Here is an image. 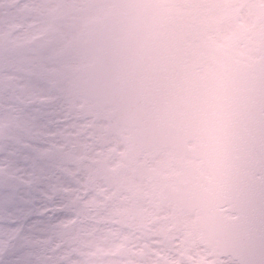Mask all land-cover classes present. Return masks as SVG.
<instances>
[{
  "label": "rangeland",
  "instance_id": "374dc122",
  "mask_svg": "<svg viewBox=\"0 0 264 264\" xmlns=\"http://www.w3.org/2000/svg\"><path fill=\"white\" fill-rule=\"evenodd\" d=\"M232 1L236 13H248L254 7L251 0ZM260 1L257 7L264 14V0ZM74 6L77 13L69 15V24L76 27L64 26L63 40L59 42H77L78 37H84L85 24L100 18L108 6L95 8L90 0H42L36 8L29 9L51 13L52 8H57L52 13L59 17L61 13L70 14ZM22 8L11 12L6 30L7 36L19 45L33 37L27 31L34 24L32 15H24ZM204 12L210 10L205 7ZM49 16L45 15L44 21ZM37 30L35 36L42 33ZM219 36L218 32L214 34L220 41ZM216 43L255 57L264 42ZM60 47L45 58L24 52L21 62L0 53L2 78L16 79L9 69L13 65L27 69V61L38 66L48 64V72L38 73L30 89L25 90L29 95L22 99V105L0 97V248L19 236L32 254H49L53 264H115L112 249L125 247L129 236L130 243L143 250L139 254L145 256L141 264H236L213 259L201 246L196 218L179 216L165 199L164 188L175 186L179 173L173 156L147 151L131 132L117 125L109 109L88 102L82 90L65 93L66 86L61 85L66 82V69L81 68L83 76L91 57L74 64L61 62L56 59ZM18 86H24L23 79ZM35 102L45 108L24 110ZM9 140L15 150L9 147ZM26 146L33 150L31 154L26 152ZM44 162L53 168L51 173H43ZM67 174L74 180H69ZM12 177L19 182L15 191L19 203L5 210ZM78 204L85 208L82 218L77 216ZM110 220H116L118 226L111 227ZM121 225L144 230L127 234ZM21 258H26L24 253Z\"/></svg>",
  "mask_w": 264,
  "mask_h": 264
},
{
  "label": "water",
  "instance_id": "95a60500",
  "mask_svg": "<svg viewBox=\"0 0 264 264\" xmlns=\"http://www.w3.org/2000/svg\"><path fill=\"white\" fill-rule=\"evenodd\" d=\"M112 1L128 13L94 22L86 35L95 54L87 97L149 149L200 161L169 192L176 209L197 212L214 257L264 264V50L238 62L214 45L208 24L166 2Z\"/></svg>",
  "mask_w": 264,
  "mask_h": 264
},
{
  "label": "flooded vegetation",
  "instance_id": "af4514ba",
  "mask_svg": "<svg viewBox=\"0 0 264 264\" xmlns=\"http://www.w3.org/2000/svg\"><path fill=\"white\" fill-rule=\"evenodd\" d=\"M101 1L102 0H95L94 4L97 2L101 3ZM166 1L169 2L170 9L179 11L191 19L211 20L213 24L212 37L215 42H221L224 40L225 42H264V14L262 13V10L257 7L258 4L262 3L260 0H251L254 3V7L249 9L248 13L243 14H241V11L236 13L235 7L232 6L234 4V1L232 0H225L224 6L218 8V10L215 9V2L213 0H208L211 13L204 12V8L207 3L204 4L202 0ZM41 2L42 0H24V2L21 3L19 0H0V53H5L4 55L12 57L15 62H21L20 58L23 57L22 54H24V52H29V56L35 53L39 58H45L53 54V50L61 45L60 52L58 53L56 59L61 62L68 61L73 64L79 63L81 58L84 57V51L80 49V37H78L77 42H59L63 40L61 36L62 32L65 30L63 28L64 26L68 25L70 28L76 27V25L69 24V15L72 16L77 13L76 7H73L70 14L61 13L59 17H56L55 13H52L55 12V9L57 8H52L50 10L52 11L51 13L48 11L42 12L41 10L36 11L29 9L31 7L36 8V6H38ZM21 6H23L22 11L24 15H32L34 24L29 28V30H27L30 33L32 32V39L27 42H23L24 44L22 45H19L17 44L18 42H15L7 36L6 30L8 25L10 26L11 23L9 21L11 12H14L16 7ZM110 10L117 14H123L125 12L124 8L120 6L112 7ZM49 14L50 16L47 17V21H44V18L46 19L45 15ZM41 16L42 18H40ZM38 28L42 33L35 36V31ZM216 32L220 34V41L216 40L214 37ZM57 38L59 40H57ZM49 46H51V48H49ZM262 46H260V49ZM25 64L27 65V69H17L15 65L9 67L10 70H13L12 76L16 77V79L11 77L2 78L1 76L4 66L1 63L0 57V83H2V86H0L1 98L13 99L18 104L22 105V99H28L27 96L29 95L25 92V90L30 89L29 86L32 82H34V78L37 77L36 75L38 73L44 75L48 72V64L38 66L34 61H27ZM65 72L66 73L63 79L66 80V82L61 85V88L66 86V88H64L65 93L74 94L79 92L81 88V80L82 78H85V75L82 77L80 69L75 66L67 68ZM20 79H23L24 86L22 87L18 86L20 84ZM18 96L20 97L18 98ZM33 108L44 109L45 107L39 106V103L35 102L29 103L24 110H32ZM32 142H34V140ZM2 143L4 142L2 141ZM12 143L13 141L9 140V147L12 146ZM11 148L14 150L16 149L14 146ZM129 227H132V225ZM143 230V228L137 226L135 230H132V233L136 232L139 234L143 232ZM130 239L131 238L128 236L125 247H113L112 260L115 264H130V261H134L136 264H141L139 261L145 258L143 254L142 256L139 255L143 252V250L135 247L137 245H132L130 243ZM0 249H2L0 251V264H16L14 262L16 259L19 261V264H22V260L24 261V264H38L37 262L39 258L35 257V255L30 252L31 250L29 248L24 247V249L22 248V250L19 249V251H17V248L14 246H1ZM24 250L26 258L18 259ZM33 261H35V263H33Z\"/></svg>",
  "mask_w": 264,
  "mask_h": 264
}]
</instances>
